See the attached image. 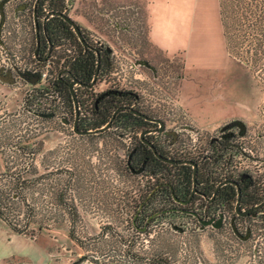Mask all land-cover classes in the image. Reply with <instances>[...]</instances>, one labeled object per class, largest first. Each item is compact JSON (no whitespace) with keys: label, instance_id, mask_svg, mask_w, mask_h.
I'll return each mask as SVG.
<instances>
[{"label":"rangeland","instance_id":"rangeland-1","mask_svg":"<svg viewBox=\"0 0 264 264\" xmlns=\"http://www.w3.org/2000/svg\"><path fill=\"white\" fill-rule=\"evenodd\" d=\"M23 1L2 5L3 13L6 11L11 18L12 10ZM178 1L67 0L68 15L87 38L110 50L111 68L98 76L90 93L110 87L133 92L135 97L130 102L164 121L177 134L173 145L168 144L167 138L161 143L165 152L185 155L216 176L250 173L252 180L264 189V70H259V66L264 67L262 59L249 68L225 50L218 0H197L193 24L185 32L172 16L174 10H180L175 5ZM186 1L192 8L195 0ZM146 3L148 23L143 10ZM214 22H219V37L212 29ZM148 25H152L157 41L169 54L149 42ZM21 29L29 33L26 47L31 51L32 27L21 26ZM240 39L235 38L229 45H242ZM9 46L10 52L19 58L10 57L9 62H16L18 66L10 71L0 65V74L8 70L15 81L3 82L4 87L0 89L1 156L10 166L9 172L16 171L25 165V158L19 154V147L24 146L25 151L33 152L34 161L23 174L35 178L43 173V177H37L26 189L27 207L13 206L19 212L20 224L28 221L26 230L33 233L29 238L43 237L46 241L49 264H118L116 253L123 254L127 247L147 257L164 252L168 264H264V216L251 221L246 240L234 233L228 218L219 228H202L194 218L180 212L158 217L151 224L149 234L132 230L130 216L138 196L157 177L148 172L129 173L123 167L128 149L144 123L130 124L125 129L113 126L82 136L72 130L73 116L66 108H60L58 116L49 120L24 112L23 97L32 85L21 69L30 59L26 57L25 47L17 48L11 43ZM66 47L57 46L55 53L58 50L68 54L70 47ZM219 50L223 56L248 67L258 94L255 117L239 119L245 126L243 133L228 141L231 148L222 151L208 143L227 122L209 131L199 129L176 103L184 64L188 68L213 65ZM49 65L40 63L39 71L45 72L41 82L51 78L55 67L51 62ZM216 155H220L219 160L214 161ZM32 167L37 170L35 174L31 173ZM4 170L1 166L0 172ZM11 181L9 176L0 177L1 185ZM64 188L65 200L77 210L74 215L55 200L54 192ZM175 226L180 230L174 229ZM79 257L84 258L78 260ZM131 264L151 263L133 261Z\"/></svg>","mask_w":264,"mask_h":264},{"label":"trees","instance_id":"trees-1","mask_svg":"<svg viewBox=\"0 0 264 264\" xmlns=\"http://www.w3.org/2000/svg\"><path fill=\"white\" fill-rule=\"evenodd\" d=\"M22 4L26 5V11L22 14L25 15L26 20L32 27L34 36L33 49L35 50L34 59H30L29 64L21 71V74L26 79H30L32 85V88L28 89L23 97V111L30 115L40 116L43 120H49L58 116L60 108H66L70 116H73L74 123L75 116L70 93L71 82L74 81L76 86L73 88V91L78 104L79 114L78 129H97L96 126L107 121L108 116L115 108H120V110L115 115L113 124L110 127L117 126L125 129L130 124L141 125L143 123L142 119L133 112V110H141L133 101L130 102L131 98L135 97V94L128 90L122 89L123 94H125L124 96H113L105 100L102 103L100 111L94 108L93 94L90 93L92 90V79L96 71H98L96 79L99 75L109 72L111 68L110 50L105 45H93L86 35H84V42L91 44L92 48L86 47L80 42L69 23L59 16V13H64L65 0H38L36 3L35 0H30L27 3L23 1ZM218 6L219 19L222 26L221 32L225 42V50L228 54L240 59L249 68H252L260 59H262L261 65H264V0H218ZM34 12L38 21L39 39L37 44L35 40ZM80 30L83 31L81 28ZM235 38H241L240 42L242 45L230 44V46L229 42H234ZM65 45L67 46L66 49L70 47L68 54L60 53L58 50L55 53V46ZM48 57H52L51 65H54L55 73L47 82H41L38 70L33 71L26 68L31 63H34L39 68L40 63L43 64L44 60ZM244 57L245 59H242ZM61 58L63 60L59 62ZM262 69L264 70V67L261 68L259 66V70ZM115 90L119 91L118 89ZM92 134L85 133L79 135ZM1 147L2 145L0 144V160L2 168L5 170L0 172V177L9 176L12 178V181L9 184H5V182L2 185L0 184V219L12 230L32 237L33 233L26 230L28 221L20 224L19 212L15 211L16 209L13 204L15 206L21 204L27 207L26 189L30 183L35 182L37 177H43V173L35 176V178H27L23 174L29 171V167L33 166L34 161L33 152L30 151L31 154L29 151H25L24 146L19 147V154L25 158V165L10 173V166L7 165L1 156ZM227 148L230 149L231 147L227 146L225 149ZM130 150L131 147L128 149L126 157ZM156 150L162 155L167 154L170 156L162 149L157 148ZM142 154H144V150L137 147L132 158L129 159L130 163L127 162V158L125 157L124 169L129 173H134L131 169V166L134 167L133 161L135 160L138 166ZM218 156L214 157V161L219 160ZM172 159L191 160V158L185 155L174 156ZM192 161L195 162V160ZM195 163L197 165L195 182L202 178L207 180L216 176L212 175L206 169L207 167L201 168L198 162ZM34 171L37 170L33 168L31 173L35 174ZM145 172L157 177L153 179L148 189L139 194L137 204L133 207L132 215L130 216L129 225L136 233L149 234L148 230L151 224L158 217L171 213L169 205L173 199L183 200L187 197L193 186V168L187 163H170L152 155L146 160ZM223 175L230 176V174ZM65 189H59L54 192L55 200L70 215H74L77 210L73 207L74 205L65 200ZM234 193L235 191L232 187L226 186L219 195V201L223 202L226 208H233ZM159 202L162 203L160 207L157 206ZM173 228L180 230V227L175 226ZM69 236L76 241V238L71 233H69ZM129 245H131L130 242ZM116 256L119 258L118 261L120 263L118 264H131L133 261L168 264L167 256H164V252L154 253L151 257H147L145 254L127 247L124 249L123 254L116 253ZM83 258L79 257L78 260H82Z\"/></svg>","mask_w":264,"mask_h":264},{"label":"crops","instance_id":"crops-1","mask_svg":"<svg viewBox=\"0 0 264 264\" xmlns=\"http://www.w3.org/2000/svg\"><path fill=\"white\" fill-rule=\"evenodd\" d=\"M175 5L180 10H172V16L179 22V28L185 32L186 27L193 24L197 0L192 8L186 0H179ZM147 9L146 3L143 10L148 23ZM151 26H146L149 42L169 54L157 41ZM219 28V22H214L212 29L216 37H219ZM216 56L218 57L213 65L188 68L184 64L185 73L176 93V103L189 121L205 131L233 119H251L255 117L256 111L258 94L248 67L232 57L223 56L220 50ZM2 87L3 81L0 80V89ZM1 166L0 160V168ZM42 238H29L20 234L0 219V264H49L48 246Z\"/></svg>","mask_w":264,"mask_h":264},{"label":"flooded vegetation","instance_id":"flooded-vegetation-1","mask_svg":"<svg viewBox=\"0 0 264 264\" xmlns=\"http://www.w3.org/2000/svg\"><path fill=\"white\" fill-rule=\"evenodd\" d=\"M6 1L7 0H5V2ZM63 11L64 14L68 15V10L64 9ZM81 32L84 38L85 34L83 31ZM84 46L92 48L91 44L87 42H85ZM97 74L98 71H96V74H94L93 77L94 81L92 82V90L96 84ZM75 86L76 83L73 82V88ZM115 89L117 88H104L103 90L93 94L92 100L95 104L94 108L97 111L101 110L102 103L105 100H108L110 97L125 95L123 94L122 89H118L119 91H116ZM119 110L120 108L113 109L111 114L108 116L107 121L96 126L97 129H101L95 133H100L109 129L111 124H113L115 115ZM139 112L141 115L135 112L134 113L142 119L144 125L141 127L138 137L135 139V141H133L131 150L126 157L127 162H129V159L132 158V155L135 153L137 147L144 150V154L141 155L139 160V165L137 166V162H135V160L133 161L134 167L131 166V169L134 173H136L138 170L140 171L137 173L145 172L147 158H150L152 155L157 157L155 155V151H157V148H163L161 147V143L165 142V138H167L168 144L171 145H173L177 139V134L170 128H167L164 121V125L160 127V124L156 121L159 118H156L155 116L144 111ZM244 128L245 126L240 120H230L224 125L222 130L216 133V135L210 137L208 144L214 145L215 147L220 148L222 151L228 146V141L234 140L236 137L238 138L239 134L241 135L243 133ZM169 155L170 156L165 154L163 156L171 157V159L174 158V155ZM157 158L160 159L159 157ZM251 177L252 176L250 173H240L237 176L219 175L207 180L203 178L199 179V181L195 182L194 184V191L192 186L191 191L188 193L185 199H173L172 202H170L169 211L171 213L180 212L194 218L199 224V227L202 228L205 226L213 227L212 223H214L217 218L219 219V217H221L220 226L213 227L219 228L225 224V220L228 218V224L234 233L239 234L242 240H246L249 238L251 232V221H254L258 217L264 216V189L257 185V183L252 180ZM226 186L232 187L235 191L234 201L232 203L233 208L229 209H225L223 202L219 201V195L223 192ZM184 200H186V202H183ZM237 200L239 203L238 212L235 211Z\"/></svg>","mask_w":264,"mask_h":264},{"label":"built area","instance_id":"built-area-1","mask_svg":"<svg viewBox=\"0 0 264 264\" xmlns=\"http://www.w3.org/2000/svg\"><path fill=\"white\" fill-rule=\"evenodd\" d=\"M26 1V0H24ZM15 2V0H7L4 3L5 5H8V3H13ZM27 3V2H26ZM12 5V4H11ZM26 5L22 4V2L20 3V5H18L16 7V9L12 10V17L10 18L9 14H6V11L4 12V19L3 22L1 23V30H0V65L2 67H6L8 70L9 69H14L15 67L18 68L16 62H13L12 64L9 62L10 57L13 58V60L19 58L17 56V54L13 51L10 52L9 48V44L11 43L12 45H14L15 47L19 48L20 46L25 47L26 49V54L29 59L33 60L35 53H34V49L32 47L31 51H28L27 47L28 46V40L29 38V33L26 32L25 29H21V26L23 27H27L29 28L30 24L29 22L26 20V17L24 14H22L23 12L26 11ZM70 6V3L68 4L67 0H65V7L64 9L68 10V7ZM7 7V6H6ZM15 10H18L17 12ZM21 35H22V39H21ZM10 43H9V41ZM57 46H55L56 48ZM70 51V49H69ZM51 57H48L44 60L43 63H45V66L50 67L49 63L51 62ZM63 58L60 59V62H62ZM24 67L21 69L23 71ZM27 70H38V76L41 80H43L44 76H45V72H41L39 71V68L36 67L34 65V63H31L27 68ZM10 71V70H9ZM55 71H53L51 78L54 76ZM13 83H15V81H12ZM168 154L174 155L171 151L167 152ZM219 157V156H218Z\"/></svg>","mask_w":264,"mask_h":264},{"label":"water","instance_id":"water-1","mask_svg":"<svg viewBox=\"0 0 264 264\" xmlns=\"http://www.w3.org/2000/svg\"><path fill=\"white\" fill-rule=\"evenodd\" d=\"M4 2H5V0H0V30H1V23L3 22V19H4V13H3V10H2V5H4ZM36 2H37V0H36ZM59 16H61L65 21H67L69 23V25L71 26V28L73 29V31L77 35V37L80 40V42L84 45L85 44V42H84L85 40L83 38V34H82L81 30H80V27L78 26V23L75 22V20L73 18H71L67 14L59 13ZM34 18H35L34 29H35V32H36V39L35 40H36V44H37L38 43V39H39V35H38V27H37V23L38 22L36 20L37 16H36L35 12H34ZM33 79H32V81H33ZM0 80L3 81V82L11 83L13 79L11 78V73L7 70L6 72H4V74H0ZM93 81H94V78L92 79V82ZM73 82L71 83V86H70V93H71V97H72V101H73V109H74V116H75L74 123L72 124V130L75 133H78V134L95 133V132L99 131L101 128L89 130V129H78V127H77V123H78L77 107H78V105H77V101H76L75 94H74V91H73L74 90L73 89ZM133 112L138 113L139 115H141V113L138 110H133ZM148 118H150V117H148ZM156 121L160 124V127H162L164 125V122L162 120L157 119ZM108 124H106V125H108ZM154 151H155V149H154ZM155 155L157 157H159L160 159H162L163 161H166V162H170V163H187V164H189L193 168L192 182H193V191H194L195 176L197 174V166H196V163L194 161H192L190 159L174 160V159H171L170 157L161 155L157 151H155ZM139 171L140 170H138L137 172H139ZM183 202H186V200H184ZM238 206H239V203H238V200H237V206H236V210H235L236 212H238ZM220 223H221V217H219V219L217 218L216 221L214 223H212V225H213V227H217V226H220Z\"/></svg>","mask_w":264,"mask_h":264}]
</instances>
